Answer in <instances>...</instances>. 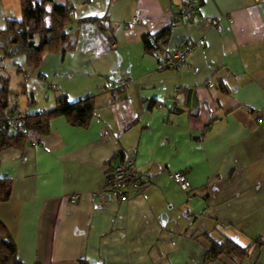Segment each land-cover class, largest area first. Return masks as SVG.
Listing matches in <instances>:
<instances>
[{
	"label": "crops",
	"instance_id": "0c3cea01",
	"mask_svg": "<svg viewBox=\"0 0 264 264\" xmlns=\"http://www.w3.org/2000/svg\"><path fill=\"white\" fill-rule=\"evenodd\" d=\"M56 2L72 8L79 56L44 61L55 66L60 57L55 70L68 78L78 70L82 85L57 87L41 71H18L22 58L0 56V74L14 92L11 73L26 74L15 81L18 99L24 89L52 101L34 114L62 96H92L94 117L86 128L55 118L47 134H31L40 144L19 140L0 149V179L12 186L0 202V244L10 237L21 264H264V0ZM184 3L196 8L191 22L159 39L157 52H145L142 37H158ZM102 16L105 31L95 21ZM7 19H20V0H0V30ZM207 19L220 29H209ZM188 38L203 45L185 67L157 71ZM105 39L114 46L102 48ZM120 77L128 86L106 90ZM125 159L144 175L143 194L127 202L100 197L108 170ZM173 172L186 174L187 191ZM206 236L231 240L244 257L206 259Z\"/></svg>",
	"mask_w": 264,
	"mask_h": 264
},
{
	"label": "trees",
	"instance_id": "16d2710c",
	"mask_svg": "<svg viewBox=\"0 0 264 264\" xmlns=\"http://www.w3.org/2000/svg\"><path fill=\"white\" fill-rule=\"evenodd\" d=\"M71 11L70 6L58 4L56 0H20V19H7L5 27L0 30V35L6 39L5 43L0 45V56L8 60L22 58L23 67L18 66V71L23 72V69H37L48 53L65 52L71 49L74 46L72 28L69 27ZM97 20L98 18L95 19L96 22ZM100 30L106 29L100 27ZM169 32L170 28L167 26L158 37L144 35L142 37L144 51L157 52V41L165 40ZM21 91L23 93L24 89ZM11 93L17 94L9 89L8 80L0 74V113L8 106ZM31 104L33 100L30 97L28 105ZM58 117H63L69 125L86 128L94 117V98L90 96L70 102L62 96L48 111L35 114L29 112L24 125L37 135H45L49 131L50 122ZM19 140L25 139L2 131L0 132V149L10 148ZM11 187L10 180L0 179V202L9 200ZM0 234L6 235L5 227L1 222ZM206 237L210 242V247L206 251L208 260H216L224 255L239 262L245 255L243 249L227 238L218 242L209 236ZM0 264H21L16 258V246L8 236L0 244ZM80 264L86 263L80 262Z\"/></svg>",
	"mask_w": 264,
	"mask_h": 264
},
{
	"label": "built area",
	"instance_id": "2783aa9c",
	"mask_svg": "<svg viewBox=\"0 0 264 264\" xmlns=\"http://www.w3.org/2000/svg\"><path fill=\"white\" fill-rule=\"evenodd\" d=\"M196 14V8L191 3L182 4L181 8L174 15L172 23L170 24V30L175 26L181 25L183 23H189ZM140 22V16L134 18L133 23L137 24ZM97 24L100 27H108V18L102 16L98 18ZM129 24H124L125 29L129 28ZM206 26L209 29H220L219 21L216 19H207ZM151 39V36H150ZM156 44V43H155ZM101 47L104 49L112 48L114 45L108 40H103L101 42ZM157 45V44H156ZM203 45V40L200 38L196 41L191 39H186L182 45L176 48L173 51L168 52L157 64V71L164 70H177L180 71L185 67L186 58L191 52L198 46ZM24 78H27L25 73H22ZM128 80L123 77L117 78L112 83L108 84L106 90L109 92H114L117 86L126 87L128 86ZM209 88L213 87L212 83H208ZM18 94H14L8 106L0 113V132L6 131L7 134L11 136H19L24 138L30 143V145H37L41 143L39 137L35 140H31V134H34L31 130H28L25 127V121L29 116V112L22 109L17 103ZM171 104H176L172 102ZM162 107V105H158ZM170 177L178 185L182 191H187L190 187V184L186 178L184 172H173L170 173ZM146 188V179L143 174H141L134 164V161L131 159H125L108 170L105 176L104 189L100 192L99 196L104 197L107 195L110 198H113L119 202H127L131 198V194L135 196H140L143 194ZM78 196H72L70 200L72 202L76 201Z\"/></svg>",
	"mask_w": 264,
	"mask_h": 264
},
{
	"label": "rangeland",
	"instance_id": "374dc122",
	"mask_svg": "<svg viewBox=\"0 0 264 264\" xmlns=\"http://www.w3.org/2000/svg\"><path fill=\"white\" fill-rule=\"evenodd\" d=\"M75 46L76 44H74V46L71 48V49H68L66 50L65 52H62V51H58V52H54V53H48L44 56L40 66L37 68V69H30V71H35V73H38L39 71L45 73L46 75V79H47V82L48 83H52L54 85H56L57 87H60V86H65V87H69L70 89H74V88H77L79 87L80 85H82L83 81H85V77L83 75H81L80 73L77 74L78 70H75L73 74V76L71 78H68L67 75L65 74H62L60 73L59 71H56V67H59L58 63L62 64V62L59 60V58H55L53 60H55V62L57 63L55 66H53L52 62H45L44 59L47 55H58V56H62V54H66V58H67V61H69L68 58H75L74 60H76L77 55L76 56V53L72 50L75 49ZM82 45H80V50L82 49L81 48ZM81 54V53H80ZM81 58V55L80 57ZM59 61V62H58ZM75 62V61H74ZM80 63V61H79ZM65 62H64V66H65ZM61 74V75H59ZM59 76H61L59 78ZM11 77L10 78V87H13L12 89L13 90H16L19 94V85L16 81V79L19 80V82L21 81V78L22 75L18 74L17 72L15 73H11ZM15 91V93H17ZM14 95V93H11V97ZM30 94L29 93H24V94H20V97L18 99V103H19V106L26 110V111H29L30 113H34L35 111H37L38 109L41 110L43 109V107H47L49 106V104L52 103L51 100L49 101H46L45 100V96H41L40 94L38 93H35L34 92V95H33V104H31L30 106L28 105V100L30 98L29 96Z\"/></svg>",
	"mask_w": 264,
	"mask_h": 264
}]
</instances>
